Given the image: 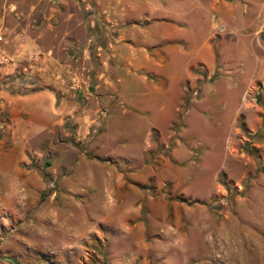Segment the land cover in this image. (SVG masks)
Wrapping results in <instances>:
<instances>
[{"label": "rangeland", "instance_id": "obj_1", "mask_svg": "<svg viewBox=\"0 0 264 264\" xmlns=\"http://www.w3.org/2000/svg\"><path fill=\"white\" fill-rule=\"evenodd\" d=\"M184 14L210 56L161 133L165 86L131 50ZM194 54L163 59L168 79ZM5 258L264 264V0H0Z\"/></svg>", "mask_w": 264, "mask_h": 264}, {"label": "crops", "instance_id": "obj_2", "mask_svg": "<svg viewBox=\"0 0 264 264\" xmlns=\"http://www.w3.org/2000/svg\"><path fill=\"white\" fill-rule=\"evenodd\" d=\"M186 8V7H185ZM191 14V13H190ZM201 16V13H197V17ZM189 16V17H188ZM194 16L196 15H186L184 14L183 22L178 23L180 19H177V22L173 28V34H169V37H162V39H158L156 36L153 35V37H146L143 45L141 47H138L136 49L133 48L134 53L132 52V56L138 57L143 59L142 64L139 62L137 65L135 63V70H139L143 68L142 70L147 75H157L159 80L161 81V85H164L165 87H157L154 88L151 93L157 94L159 97H162L163 100L157 103L155 106L157 110H159L156 114L159 116L157 118L158 121H162L166 124L164 129H161L159 126L154 125L152 127L159 130L161 133L164 131H167L175 121L179 119V115L181 112V108L183 106L184 102V87L188 80H191L192 74H191V68L198 64L199 62H205L207 63V59L210 56L209 54V39L206 38L200 46L196 50L188 49V47L191 46L194 36L191 37L188 32L185 30L186 26L190 23L192 20L194 22ZM180 24V25H179ZM182 25V26H181ZM171 31V30H170ZM177 33H181L184 36H177ZM172 43H177L175 45H172ZM175 46V48H173ZM128 47V46H127ZM171 47V48H167ZM177 47V48H176ZM125 48V47H124ZM121 48V51H127L126 48ZM129 48H131L129 46ZM166 48L168 50H166ZM151 50V52H149ZM184 49V50H183ZM195 54H194V52ZM181 54L182 57H190V54L193 53L195 56L193 58H189L190 60L184 62V65L180 68L179 72L176 74L175 77L168 79V71H166V67L163 64V59H168L171 57V54ZM160 57L162 62L160 60L155 61V58L153 57ZM131 67L134 66V64L130 63ZM156 67V69H155ZM128 73H130V70H127ZM143 83H145L146 80H148L147 76H144L142 78ZM122 82H120L121 84ZM120 90V89H119ZM122 104V101H121ZM41 108H44V103H41ZM152 108H154V104L151 105ZM47 107H45V110H42V113L45 115L47 114ZM148 111V109H147ZM146 111V112H147ZM189 113V110H187L183 116L182 121L184 122V131L186 132L189 128L188 123L185 121V116Z\"/></svg>", "mask_w": 264, "mask_h": 264}, {"label": "water", "instance_id": "obj_3", "mask_svg": "<svg viewBox=\"0 0 264 264\" xmlns=\"http://www.w3.org/2000/svg\"><path fill=\"white\" fill-rule=\"evenodd\" d=\"M5 261H7V262H9V263H11V264H18L17 262H15L13 259H11V258H5L4 259Z\"/></svg>", "mask_w": 264, "mask_h": 264}]
</instances>
